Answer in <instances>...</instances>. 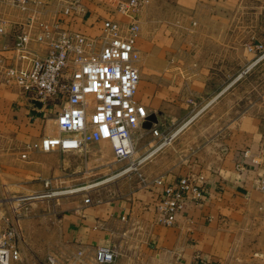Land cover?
<instances>
[{"label":"crops","instance_id":"1","mask_svg":"<svg viewBox=\"0 0 264 264\" xmlns=\"http://www.w3.org/2000/svg\"><path fill=\"white\" fill-rule=\"evenodd\" d=\"M43 1L46 5L40 20L58 22L88 35H100L106 19L121 23L130 20L113 8L117 0H83L86 13L77 17L59 11L53 0ZM211 1L221 0H148L134 16L139 24L133 52L139 72L134 100L156 120L150 127L145 120L141 128L134 129L137 155L152 145L151 139L156 140L150 128L166 132L176 120L170 111L189 100L187 93L205 88L203 75L194 80L183 70L176 55L178 40L167 24L171 13L191 14ZM0 17L13 22L24 18L21 12L1 6ZM15 39L16 31L9 28L0 34V57L8 63L15 61ZM45 51V45L31 43L20 64L28 66L32 52ZM53 101L40 103L31 93L0 82V125L17 129L19 137L29 143L55 134L51 123H55L62 103ZM49 108L52 117L42 125L41 118ZM216 145L208 155L192 156L178 174L165 175L168 182L186 173L200 172L205 177L203 200L185 207L172 226L157 221L155 203L160 187L140 186L129 194L89 203L82 198L74 200L59 219L62 249L56 247L46 256L32 249L29 255L22 250L19 264H46L48 256L59 264H98L95 250L108 244L119 246L114 264H191L196 254L215 264H264V112L241 115ZM244 150H249V158H245Z\"/></svg>","mask_w":264,"mask_h":264},{"label":"rangeland","instance_id":"2","mask_svg":"<svg viewBox=\"0 0 264 264\" xmlns=\"http://www.w3.org/2000/svg\"><path fill=\"white\" fill-rule=\"evenodd\" d=\"M170 16L179 62L191 79L203 75L205 88L187 93L189 100L170 111L176 120L163 145L151 139L140 155L135 147L132 165L115 161L106 141L90 142L82 152H43L29 148L17 129L0 125V215L20 232L21 251L46 256L62 249L59 219L74 200L129 194L143 185L138 173L146 179L178 174L192 156L208 155L241 115L264 112V0L211 1ZM46 113L42 125L53 112ZM51 127L56 132L53 121Z\"/></svg>","mask_w":264,"mask_h":264},{"label":"built area","instance_id":"3","mask_svg":"<svg viewBox=\"0 0 264 264\" xmlns=\"http://www.w3.org/2000/svg\"><path fill=\"white\" fill-rule=\"evenodd\" d=\"M148 0H117L113 8L128 16V22L106 19L100 35H88L58 22L40 20L46 3L43 0H0L1 7L21 12L22 22L0 17V34L6 28L16 31L13 44L14 62L0 57V82L31 93L35 100L62 103L55 115L56 133L42 136L29 145L33 150L86 151L90 142L106 141L110 144L115 161L134 163L135 142L133 131L141 128L147 118L145 107L134 100L139 82V72L133 58L135 37L139 24L135 14ZM55 7L71 16H83L86 7L83 0H53ZM31 43L43 44L44 53L32 52L28 66L20 61L26 57ZM249 49H251L249 47ZM154 138L163 145L168 133L150 128ZM249 158V150L243 152ZM27 152L22 153L25 158ZM145 158L138 160L133 166ZM253 163L256 159L251 157ZM131 168V167H130ZM128 168V169H130ZM142 186L160 187L156 197L157 221L165 226L176 223L182 210L203 200L205 177L200 172L186 173L172 181L165 176L146 179L138 173ZM49 184L45 182V186ZM84 186L79 189L86 188ZM90 198L85 197L84 203ZM0 231V264H19L21 249L17 244L20 232L9 224ZM80 254V252H79ZM120 254L118 244L100 245L95 250L98 264H114ZM46 264H59L48 256ZM191 264H215L212 260L194 255Z\"/></svg>","mask_w":264,"mask_h":264},{"label":"water","instance_id":"4","mask_svg":"<svg viewBox=\"0 0 264 264\" xmlns=\"http://www.w3.org/2000/svg\"><path fill=\"white\" fill-rule=\"evenodd\" d=\"M156 120H155V117L154 116H147V118H146V127H150L151 126V124H152V122H155Z\"/></svg>","mask_w":264,"mask_h":264}]
</instances>
